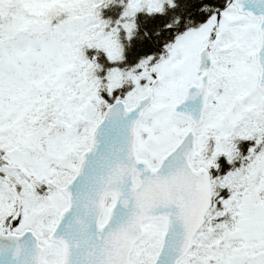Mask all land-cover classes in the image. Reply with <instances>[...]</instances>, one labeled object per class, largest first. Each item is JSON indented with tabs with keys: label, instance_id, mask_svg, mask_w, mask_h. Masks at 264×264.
Segmentation results:
<instances>
[{
	"label": "snow or ice",
	"instance_id": "1",
	"mask_svg": "<svg viewBox=\"0 0 264 264\" xmlns=\"http://www.w3.org/2000/svg\"><path fill=\"white\" fill-rule=\"evenodd\" d=\"M0 264H264V0H0Z\"/></svg>",
	"mask_w": 264,
	"mask_h": 264
}]
</instances>
